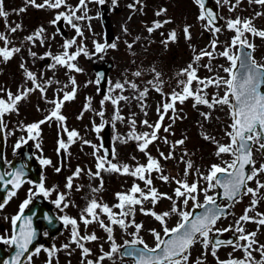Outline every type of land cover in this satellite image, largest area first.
Returning <instances> with one entry per match:
<instances>
[{
	"label": "snow or ice",
	"instance_id": "snow-or-ice-1",
	"mask_svg": "<svg viewBox=\"0 0 264 264\" xmlns=\"http://www.w3.org/2000/svg\"><path fill=\"white\" fill-rule=\"evenodd\" d=\"M198 6L200 14L198 20L204 22L203 28L205 31L211 32L214 36L221 33L222 28L217 26L218 14L212 9L206 7L205 0H193ZM218 5L228 6V11L234 12L241 4L242 0H215ZM106 0H78L75 6L69 5L67 0H43V3H36V0H25V7L14 10L17 14L26 11V7L31 5L36 8L51 9L56 12L54 18L49 22L56 27V33L51 37L55 38V35H62L60 28L58 27L61 22L66 26L73 29L76 36L71 40L65 39L62 44V51L53 55L50 51L46 52L39 59H51L53 63L49 65L50 69L57 67L65 68L68 72L80 73L83 71L80 67L74 63L81 55L88 57L99 55L103 58V54L109 50L117 49V43H100L93 41L94 52L89 53L83 43L77 45V38L84 37V31L82 25L85 22L87 27L91 30L90 21L93 19L89 15V4L104 5ZM117 0H112L113 6H116ZM141 0H135L134 4H130L128 7L135 9L136 4H140ZM249 4H256L264 7V0H248ZM64 9L60 11V9ZM167 9H159L155 15L161 16L166 13ZM256 17L264 16V13L257 12ZM8 13L4 11L3 0H0V18L7 19ZM130 19V17H129ZM170 20L154 21L151 27H147L149 34L155 30L162 28L165 24L170 23ZM226 27L229 31L234 33L231 41L226 44L224 50L219 52V55L225 58L228 62V66L221 65L222 71L225 76L214 75L206 78H200L197 75L199 62L207 57L209 61L216 58V49L218 47V39H213L210 42L212 51L202 49L193 57V63H190L187 68L182 69L179 76L184 77L182 80H178V86L180 91L173 90L166 96L165 102L157 107L158 120L154 124H150L148 120L141 121L142 125L151 129L143 133H137L135 131L136 121L130 119L129 122L132 125V130L128 136L123 138L121 142L127 143L129 140L136 142L138 151L145 154L147 157L146 164H137L135 167H130L128 164L118 165L113 163L109 159L107 150L103 156L98 155L99 148L96 145H92L87 140H82V143L89 145L93 148V156L96 158V171L89 170L87 175L92 179H99L100 185L98 187H91L90 192L95 194L103 188V176L101 173H118L120 175L131 176L134 180L142 181L145 185L141 188L139 184L133 183L132 187L127 192L116 193L117 203L109 206L106 203H102L95 198H92L86 207L82 210L79 222L75 218H71L67 215L61 217L65 226H71V234L69 243L64 244L62 249H57L53 246L51 249L43 246L35 247L31 252L29 246L36 239V230L32 227V218L25 216V210L32 204L33 200L38 196L48 198L55 187L48 189L45 187L44 178L42 177L39 183L33 184L32 181L26 180L25 165L19 167H12L11 162L4 161L8 166L4 170H0V190L6 191V198L0 202V211H2L6 205L15 197L18 191L23 187L25 183L33 184V188L28 191L27 198L20 204L18 213L11 218V224L13 228V234L10 238L0 237V241L10 246H15L17 249L15 256L12 260L5 261L4 264H22L21 258L28 253L26 259L30 262L33 256H38L41 251L47 253L48 259L46 264H52L53 257L60 250H66L70 256L75 245L81 253V264H104V261H113L115 264V257L121 258L129 257L134 261V264H206V257L208 254L216 260V264H264V244H260L256 239L257 233L261 228H264V213L255 211L257 205L264 200V180L260 177L264 176V163H260L256 166V160L254 159V151L264 156V62L258 61L254 52L256 45L250 42L247 38V34H251L253 37H259L264 39V30H258L254 25L252 18L241 19L237 16L235 19H228ZM21 29V25L17 24L15 27H8L10 33H15ZM190 26L183 28V33L186 40H191ZM125 34H128L126 27L122 28ZM45 32L43 27L37 29L31 35L25 37V41L35 46L37 42L41 46L45 43ZM117 40L119 37L116 38ZM140 37H136L131 43L125 42L126 47L131 50L134 47L136 41ZM177 34L175 30L169 33L168 38L162 43L167 47L169 42H175ZM0 41L4 46L0 47V63H7L14 55L21 52L20 47H9L12 43L8 37L0 33ZM76 46L74 52L69 50ZM195 51V50H194ZM29 55L33 58L37 57V53L29 49ZM134 55V53H133ZM134 63V62H133ZM196 64L197 67H194ZM19 67L24 71L26 82H29L32 87L19 88L17 93H12L10 90L0 88V93L6 95V99L3 95H0V131L6 128L4 117L11 113L18 114V105L21 101L26 100L30 94L39 91L42 99H46V92L48 87L53 83L52 81H46L44 84L38 82V77L35 73L29 71L25 64L22 62ZM209 72L212 71L211 63L202 65ZM153 74V79L146 81V84L150 86L151 90L160 93L165 96L163 92L164 81L161 79V73L156 71L155 68L149 70ZM144 73L140 70L132 73L133 76L139 78ZM103 79V74L97 75V79L94 81L97 85L100 84ZM69 82L72 85V90L64 91L68 85H64L59 91L63 93L62 98L46 101L53 105L51 111L45 116L43 120L34 122L29 125H21L20 128L26 133V139L21 138V141L14 145L15 150L20 149L23 144H27L28 141H35L39 138L41 133V125L50 123L51 121L57 122L58 134L60 132L66 133L67 142L60 138L58 139L57 153L61 150L67 152V149L71 144L75 143L77 139H80L79 133L75 130L69 131L65 125L66 117L61 114V109L65 102L72 101L76 97V80L75 77L70 76ZM195 82V88L193 84ZM59 83V82H56ZM93 83V81H89ZM108 93L104 95L101 100V106L103 107L105 102H110L115 106L113 121H122L124 117L120 115L119 104L121 101L136 100L141 110L144 111L146 105L144 101L149 93L150 88L145 87L140 89L139 86L132 81L125 80L124 82H115L114 84L109 81ZM127 88H130L134 95L128 97L122 93ZM210 87L216 88L218 91L209 97L207 89ZM219 90H223V95L219 94ZM118 94L113 96V92ZM193 100V107L206 106L212 110L217 107L226 106L228 109V115L231 119V123L225 130V135L228 137L229 142L227 144H220L219 141H215L214 137L205 136L204 139L212 140L217 145L215 155L220 157L222 155H229L232 157L230 161H223L222 164H212L207 170V173H200L199 169L195 172L199 175L197 180L189 183L187 179L176 180L174 177L164 175L163 169L160 164V160L151 156L148 152L149 145L159 140L161 137L158 135L161 131L163 121L165 117L171 111L172 115L169 117L174 123L176 119L180 117L176 114L177 103L183 104L186 100ZM91 107V101L85 104L84 110L88 111ZM147 115V112H144ZM96 115L103 118L104 112L99 111ZM200 115L205 119H210V113L201 112ZM80 118V117H78ZM103 125H94L93 130L100 132ZM172 124L167 127H163L165 133H169ZM117 139H120L117 137ZM164 143L168 144L167 137L163 138ZM184 144V140H178L171 145V149L167 155L160 152L159 156L163 160L174 159V149L178 145ZM35 147L40 149V143H36ZM102 147V146H101ZM189 155L185 152L180 160L185 164L184 176L187 177L193 169V163L191 160H185L184 156ZM38 162L41 166H50L52 161L47 158L38 157ZM112 159H115V151L112 152ZM135 160V157H133ZM57 173L61 171V168L55 169ZM84 172L83 169L77 167L72 176L67 177L65 188L68 192H61L57 198L52 201L56 208L63 211L64 208L69 207L67 202V195L73 189V181L75 178L80 177ZM157 173V178L164 183L175 182L177 187L174 189V197L169 196L166 193H160L155 187H153L152 173ZM203 181L206 186L201 187L200 182ZM255 187H250L249 184L253 183ZM9 186L11 188L9 189ZM222 189L221 192H217L214 195H209V192H213L215 189ZM77 191H81V187L76 188ZM203 194V202H200L199 196ZM250 196L251 200L249 206L244 209V213L234 222V227L229 226L225 229L216 228V224L219 220L227 218L232 215L230 209L237 203H240L243 197ZM217 197L225 201L224 204L217 202ZM167 199L171 201L170 211L156 212L152 209H145L144 204L150 203L155 208L156 204L162 200ZM191 202V208H189ZM140 207L142 214L151 216L155 221L159 222L161 231H157L155 228L150 230V233L155 241V246L150 247L145 240L141 237V230L143 228L142 223L135 221L136 207ZM194 209H201L202 211L194 214ZM118 210V211H116ZM254 213V215H249ZM175 214L179 219L174 227L169 228L167 221L168 218ZM106 217L107 223L105 219ZM45 219L51 223L50 218L46 215ZM82 223L87 229L90 224H97L107 234L106 242L109 244L108 251H104L103 245L100 248V255L95 259H88L93 253L90 248L86 247V243H90L99 239V237L93 232L91 234L85 233L81 235L79 231V224ZM253 223L257 225L255 231L248 232L244 225ZM119 227L126 235L131 239H125L122 244L116 242L114 236V227ZM132 228V232H128V229ZM236 233V239L223 240L219 237L224 233ZM48 235L47 232L44 233ZM213 237H216L215 239ZM200 244L202 248L201 255L192 258L191 250L196 245ZM221 247H231L233 252L240 251L243 253V258H235L232 253H229V258L226 260H220L217 252ZM123 249V251H122ZM259 253L260 259L257 260L253 253ZM70 264V262H69Z\"/></svg>",
	"mask_w": 264,
	"mask_h": 264
},
{
	"label": "rangeland",
	"instance_id": "rangeland-1",
	"mask_svg": "<svg viewBox=\"0 0 264 264\" xmlns=\"http://www.w3.org/2000/svg\"><path fill=\"white\" fill-rule=\"evenodd\" d=\"M67 2L69 5L75 6L78 3V0H67ZM232 2L235 3V0H232ZM36 3L38 4L43 3V0H36ZM106 3L113 7L111 19H112V28L115 33L114 41H110L105 37L100 19L99 5L89 4L88 6L89 15L93 17V19L90 21L91 30H89V28L87 27V23L89 22H85L82 25L84 31V37L77 38V45L83 43V45L86 47V49L90 54L94 52V45H93L94 40L100 43L116 42L117 49L107 50L103 54V58H101L99 55L92 56L91 59L85 57L84 55L79 56L74 63H76L78 67L83 69V71L80 73H76V72L70 73L65 68L62 67L50 69L48 66L47 68L40 70L38 68V64L39 61L41 60L39 59V57L43 56L46 52L50 51L53 55L60 53L63 50L62 44L64 43V40L65 39L71 40L73 37H75L76 36L75 31L70 27H66L69 32L68 36L62 37L61 35H55V38L52 39L51 37L53 36L54 33H56V26L51 25L49 22L54 18L56 14L54 10L46 9V8L41 9L28 5L26 7L27 11L17 14L14 10L25 7V0H6L5 4H3L4 11L8 13V16L9 15H12V17L17 16L11 20L10 26L14 27L17 24H19L21 25V29L15 33H10L8 31L9 25L6 24L7 19L5 20L3 18H0V23H1L0 25L2 26L0 27V33L5 34L8 37V39L12 42L9 45V47H20L21 52L14 55V57L7 63H1L5 75L4 82L1 83V88L5 89L8 83L10 88L15 91H18V89L22 87H27V88L32 87V85L29 82H26L24 71L19 67V65L22 62L25 64V67L29 71L37 75L39 83L44 84L46 81L53 82L48 87L49 92L53 94H55L56 92V94L61 93L63 95L62 92L56 90L57 87L63 88V86L67 84L68 77L70 76L75 77L76 90H77L76 97L74 100L70 101L71 104L68 105V107L66 108V112L69 116L67 120V122L69 123V124L67 123L68 124L67 129L71 131V130H75L77 127L79 130V137L80 138L85 137L86 140L89 141L92 145H96L99 148L98 155L103 156L99 144V139L102 136V128L100 132L94 131L93 128L94 125L96 126L103 125L105 120L108 118L107 122L112 123V135L114 141V149L116 151L115 161L117 163V162H121L123 159V161L125 160L126 163L127 159L132 160L135 149L138 155L140 154L142 156L140 151H138L136 142L132 140H129L127 143L121 142V140L127 137L129 132L132 130V125L130 124L129 120L135 119L136 121L135 131L137 133H143L149 131L147 127L142 125L141 121L146 119L149 121L150 124H154V122L157 121V119L155 120V117H157L158 114L157 107L160 105L158 106L156 105L154 98H151L150 100L148 99V96L150 94L149 92L145 99L146 107L144 111L141 110V107L136 100L120 102L119 112L120 115L124 117V120L122 121H113V116L116 108L110 102H105L104 103L105 105H103V107L99 108L97 111H94L92 109V113L90 110L85 111L84 106L86 103H88L89 99L91 101V105H94L95 94L96 93L99 94L97 84L94 83L96 78L93 70V65L95 63L102 62L104 59L114 60L116 62V67L110 72V76H109V81H111L112 84H114L117 81L124 82L127 79L129 81L135 82L137 85L139 84V82L142 85H145L146 82H144V79L151 80V78H153V74L149 70L155 68L156 71L161 73V79L165 82L163 86L170 87V91L172 92L174 89L176 90V87H179L178 80H181L180 78H176L177 76L175 74L177 73L178 75V73H180L182 69H185L188 66L185 65L183 68L178 67V65H180L181 62L184 60V56H185V60L189 59L188 62L193 63V57L190 56L189 58L190 53L198 54L202 49H207L208 51H212L210 47V42L213 39H218L219 42L215 53L216 58L209 61V59L205 57L201 60V64L205 65L211 63L212 66L211 72L207 71L203 67L208 77L217 74L219 76H225L226 74L222 71L220 66L223 65L224 67H227L228 62L225 58L219 55V52L224 50V47L226 46L227 43L231 41V38L233 37L234 33L227 29L226 23L224 28H222L221 33L217 34L216 36H214L211 32L206 33L204 28L202 31L201 28L202 21L196 19V13L198 9L197 7H195L196 5L194 6L193 0H183V2H180V0H141L140 4L135 5V9L128 7L130 4H134L135 0H117L116 6H113L112 0H106ZM162 8L167 9L166 13H164L161 16H156L155 13ZM222 9L226 22L228 19H235L237 16H239L241 19L252 18L253 25L258 30H264V16L256 17L255 15L257 12L264 13V7L256 4H249L248 0H242L241 4L234 12L228 11V6L226 5L222 6ZM63 10H64L63 8L60 9V11ZM157 20L161 22L164 20H170L171 22L165 24L162 28L157 29L153 33L149 34L146 30L147 27H151L153 22ZM183 23L192 24L193 27H191V29L195 28L199 33L198 39L194 38L193 45L192 43L190 44V42L184 38ZM40 27H43L46 30L44 45L41 46L39 42H37L35 46H33L32 44L26 42L25 37L31 35ZM123 27L127 28L128 34H125L122 31ZM173 30H175L177 34V39L175 42H169L167 47H165L162 41L166 40L168 38L169 33L172 32ZM117 37H119L118 40L116 39ZM136 37H140V39L136 41L134 47L131 50H129L126 47L125 42L131 43L135 40ZM247 38L250 42L256 45V49L254 52L255 58L260 62H264V39H261L259 37H253L251 34H247ZM3 46H4L3 42L0 41V47ZM29 49L37 53L36 58H33L29 55ZM75 50H76V46L74 45L73 48L70 49L69 51L74 52ZM193 66L197 67L196 64H193ZM137 70H140L144 73L139 78L132 75V73H134ZM197 75L202 79L206 78L205 75H199V74ZM58 76H59V80L56 81V78ZM173 76L176 77L174 78ZM89 81H93V83H89ZM169 81H170V86H169ZM109 87L110 85L108 82L107 93ZM193 87L195 88V82L193 84ZM143 88L145 87L143 86L140 89ZM65 90L70 92L72 90V85L71 87L65 88ZM164 90H167V88H165ZM176 91L179 92L178 90ZM217 91L218 90L214 87H210L207 89V92H209L208 93L209 97H211ZM117 94L118 91L112 93L113 96ZM122 94L128 97H132L134 95L133 91L130 88H127V86H126V90ZM219 94L223 95V90H219ZM100 96L102 99L104 98V95H100ZM4 98L6 99V95H4ZM158 101H161V99L157 98L156 102ZM24 102H25V107L24 106L23 107L20 106L21 108L19 107L20 110L18 111L17 117L19 119L24 120V123L26 122L25 124L28 125L31 123V122H27L29 120V113L35 115V116L31 115L32 121L34 120L38 121L37 117L39 116L43 117L42 111L45 108L47 109L49 107L46 101H44L41 98V94L39 93V91L30 94L29 97L26 100H24ZM184 104L185 103L183 104L177 103L176 114L180 118L176 119L174 123L169 118L172 115L171 111L169 112V114L165 117L163 121L161 131L159 132L158 135L161 137L159 140L161 139L163 140L164 137H167V140H170L173 138L176 139L178 136H180L183 133H187V137L184 140L183 147L179 150L178 146H176L174 149L173 153H175V150L177 149V153H176L177 158L168 162L171 163L172 166L169 165L167 166V163H162L161 167L163 169L164 175L174 177L177 180L187 179V181L191 183L199 178V175L195 172L196 169H199L200 173L206 174L207 170L210 168L212 164H222L223 161H230L231 157L227 154L217 157L215 155L217 150L216 143L212 140H206L204 139V137L206 135L209 137H214L215 141H219L220 144H227L229 140L228 137L225 135V130L227 129V126L231 123V119L228 115V109L226 106L217 107L212 110L204 106L203 112L210 113V119L205 120L200 115L201 112L199 110H195L196 121L201 126V130L199 132L195 127L193 128V123H191L190 127L193 129L191 130V132L188 133V130L184 128V121L182 118V110L185 107ZM51 109L52 108H50L49 112L51 111ZM99 111L104 112L103 118L96 115V113ZM145 111L147 112V115L144 114ZM169 124H172L170 132L165 133L163 131V127H167ZM47 129L48 131H50L51 129H53V127H49L47 125ZM84 134L86 136H84ZM63 136L65 137V141L67 142L66 133L60 132L58 134V127L54 133L49 134L48 138L42 136V140L45 143L41 146L42 148L41 152L47 150L50 139H52L50 145L54 148L58 143V139L62 138ZM117 137H119L120 139H117ZM80 144L81 143L75 142L71 145L80 146ZM154 146H156V141L150 145V148H153ZM83 147L86 148L88 154L86 156H83L85 157V159H82L77 167L80 168L83 162L82 165L84 172L80 175V177L74 179L73 184H75V187L70 191L69 197H77L79 195H83L87 193L86 197L88 201L92 198L99 199V201H112L113 195L116 192V190L122 189L120 186L122 176L118 173H112V174L101 173V175L103 176V188L99 192L92 194L90 192V188L98 187L100 185V180L90 178L87 175V172L89 170H91L92 172L96 171V167H95L96 158L95 156H93V148L91 146L89 145L84 146L83 144ZM79 149L80 148L75 147L73 151L77 152ZM67 152L68 153L65 152L64 154L63 153L61 154L62 161H64V155L66 157L71 156V158L66 159L63 162V167L62 165H60L61 167V171L59 173L60 176L57 177V181L59 183L58 188H61L62 192H67V189L64 186L65 183L67 182V177L72 176L75 170L77 169L73 160L75 161L79 159L77 157H72L74 155L69 153L70 152L69 149L67 150ZM185 152H187L189 155L184 156V159L191 160L193 163V169L191 170V173L187 177L184 176L185 164L180 160L181 156ZM144 158L145 157H143V159ZM146 163H147V159H145L144 163L142 164H146ZM63 169L66 171H63ZM168 169L170 170L167 171ZM169 172H171L172 175H170ZM47 175L49 176L50 172H48ZM157 175L158 174L155 172L152 173L153 187L157 186L158 191L160 193H166L169 196H173V198L175 199L174 189L177 187L176 183L174 181L170 183H164L160 179L158 180L156 178ZM131 181H132V177L128 176L127 184L124 182V185L126 186V192L131 188ZM48 183L50 185L47 186V188L52 189L51 184L53 183L50 178H48ZM140 183H141V188H144L145 185L143 184V182L140 181ZM200 184L202 188L206 186L203 181H201ZM78 186H81V191L76 190V187ZM215 191L216 190H214L213 192H209V195H214ZM54 195H56V193ZM67 199H68L67 201H69V198ZM199 200L200 202H203L202 193L199 196ZM69 202L70 205L67 208L71 209L73 207L72 205L73 202L72 201ZM246 202L248 201H243L240 204V207L236 208V212L238 216H240L243 213V209H244L243 205H245ZM144 208L152 209L158 213L163 211H170L171 201L167 199H162L156 204L154 209L150 203H145ZM189 208H191V202ZM71 214H76V211L72 210ZM77 214L79 213L77 212ZM140 218H141L140 223L143 224V228L141 230L140 235L150 247H154L155 241L150 233V230L155 228L157 231H161L162 234L161 226L159 222L155 221L154 218H152L151 216H147L141 213ZM178 219L179 218L175 214L171 215L167 221L168 227L169 228L174 227L178 222ZM233 222L234 219L228 217L218 222L216 228L218 229L228 228ZM132 231L133 230L128 229V232H132ZM103 235H104V239L107 240V234L104 233ZM125 239H131V237L123 232L122 238L120 235H118V241L116 242L118 244H122ZM260 240H262L261 234H260ZM61 245H64L62 240L59 242V246ZM101 245H103L104 251H108L109 244L106 241L97 240L92 243V249L94 251V254L100 251ZM72 248L75 249V245H72ZM228 251H229L228 249H219L217 252L219 259L220 260L228 259L229 258ZM201 252H202V248L200 244H196L191 250L192 258L194 259L200 256ZM62 256L65 263H68V260L69 261L72 260L74 262L78 261L77 256L75 254L69 256L67 253L64 252ZM120 261H115V264H132L130 261H126V260L122 262ZM30 264H46V262H36L32 260ZM78 264H81V262H79ZM104 264H113V261L106 260L104 261ZM206 264H216V260L211 256V254L207 255Z\"/></svg>",
	"mask_w": 264,
	"mask_h": 264
},
{
	"label": "flooded vegetation",
	"instance_id": "flooded-vegetation-1",
	"mask_svg": "<svg viewBox=\"0 0 264 264\" xmlns=\"http://www.w3.org/2000/svg\"><path fill=\"white\" fill-rule=\"evenodd\" d=\"M8 118L4 117V122L6 124L5 130V160L11 161L14 158H19L22 154V148L15 150L14 145L17 143V140H14L11 136L10 127L7 128L9 124ZM34 184V183H33ZM33 184L25 183L23 187L18 191L17 195L11 199V201L6 205V207L0 211V237L10 238V229L7 227V223L10 222L12 216L19 210L20 204L27 198L28 191L30 188H33ZM51 199V197H48ZM3 230H5V235H3Z\"/></svg>",
	"mask_w": 264,
	"mask_h": 264
},
{
	"label": "water",
	"instance_id": "water-1",
	"mask_svg": "<svg viewBox=\"0 0 264 264\" xmlns=\"http://www.w3.org/2000/svg\"><path fill=\"white\" fill-rule=\"evenodd\" d=\"M205 4H206L207 8L212 9L214 12H216L218 14V17H219V8L212 2V0H205ZM108 9L109 8H107L106 6H103V5L101 6V10L103 13L102 20H103V23H104V25H105L106 29L108 30V33L111 37L112 33H111V29H110V18H109V15L107 14V12L109 11ZM221 23H222V20L219 17L217 20V26L221 25ZM59 28L61 29L62 33L65 34V31L63 29L62 24H59ZM112 66H113V64L108 62V61H106L103 65H95V70L97 72V75L100 73L103 74V79L100 82L101 90H103L105 87L106 80H107V74H108V71L110 70V68ZM102 142H103L104 147L106 148L107 152L110 154L111 153V149H110L111 142H110V137H109L108 131L106 132V135L103 137ZM220 192L222 193V189L220 190ZM201 211L196 210V211H194V214L199 213ZM232 237H233L232 233H224L219 238L223 239V240H228V239H232ZM213 238L215 239L216 237H213Z\"/></svg>",
	"mask_w": 264,
	"mask_h": 264
}]
</instances>
